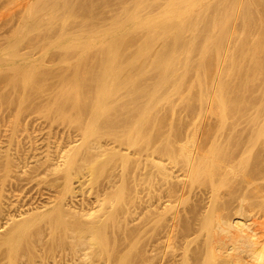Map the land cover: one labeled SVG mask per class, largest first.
Masks as SVG:
<instances>
[{"label": "bare ground", "instance_id": "obj_1", "mask_svg": "<svg viewBox=\"0 0 264 264\" xmlns=\"http://www.w3.org/2000/svg\"><path fill=\"white\" fill-rule=\"evenodd\" d=\"M127 1L129 0H0V88L1 86H6V90H8V88L11 89L10 94L6 97H17V103L21 105V108L18 104L17 107L23 111L20 113L21 110H19L20 114H23L24 111L27 110V99L29 102H32V104L34 103V100L31 98L30 101L29 97H41L42 103H46L50 97H54L53 99H50L52 103L49 101L51 105L46 108L48 115L50 113L49 111L53 110L58 113V118L61 114L64 117L69 115L70 117L68 116L67 118L74 119L72 115L75 113L76 116L74 121H76V123H74L72 119L71 122L73 121L72 123L77 126H73V128L76 127L74 128L75 130L77 127H80L83 135L80 137L82 139L81 143L76 139L79 137L75 136V140H71L66 144L64 143L65 145H63V147L59 141H57V143L60 145L56 146V141L53 140L54 146L57 147H53L56 148L55 154L48 151L50 146L47 150L44 149V147L43 151L38 152L40 148L37 150L36 147L34 150L35 145L34 147L30 145L31 148L33 147V150L29 148L30 152L28 151L29 153L27 152L26 155L25 150L27 147L24 146L23 148L25 149L23 151L20 150L19 152V148L17 147L16 149L13 145L16 149L15 152L11 153L10 151L12 150L9 147L10 151L7 150L9 151L8 154L4 153L6 149L2 148V150L4 149V155H0V166L3 170V180L1 184V188H3L2 191L6 188L5 184L7 180L11 183L9 180L12 179L11 177L21 179V177L25 176L27 178L26 180H28L29 172H31L29 171L30 169H28V166L30 165H28V161L30 162L31 160H35L33 162L35 166L32 165L34 169L31 170L34 172L32 175L34 176L35 174L36 177L38 176L37 174H39V168L47 163L61 165L62 168L60 171H63L64 173L65 185L62 189L63 191L60 195V199L57 201H55L57 196L56 198H53L52 196L48 197L51 195L50 193V195L47 194L48 198L45 195L43 196L46 197L45 201H40L36 204V201H29L30 203L27 204L24 203L26 202V199L30 198L27 194L26 196L28 198L25 199L23 197V200H25L20 203L18 202V199L15 200L13 198V196H16L15 194H11V197L10 193H5L7 195L3 192L1 193L0 264H2L1 260L2 262H6L3 264H36V261L38 260L36 259L38 253V249L36 250L35 246L36 242H41L46 237V234L44 233V229L46 228L43 230L38 228L40 226L39 224L47 217L48 219H45L47 222H44L42 225L44 227L45 224L49 223V226L45 225L49 228V230L48 228L46 229L49 231H47V233H50V237L54 240L57 238V232H63L61 236L63 239H59L61 237L58 236L60 242H57V244L55 241L53 242L56 244L55 248H53L51 242L49 249L48 247L46 248L45 245L44 248L48 249L52 254L58 250L67 253L71 252V258H67V264H77V259L81 258H78L75 254L78 255L79 253L84 256L81 257L85 260L92 258V262H95L98 259L97 264L99 258H102V254L105 253V256L109 254L108 252L112 249L111 246L108 251L109 239H111L110 236L112 235H110V230L112 231V229H109V227L110 223L114 221V217L119 213V208L117 206L120 204V199L119 202H115L114 198H112L114 193L111 191V188L114 187V184L110 180V182H108L109 184L104 186L102 199H99V193L95 196L94 202H91L90 199L85 202V197L80 198V202H76L78 200H75L76 197L80 195L78 190L76 191V188L80 185L81 180L78 178L73 180V173L75 172L72 173V171H78V167L77 169H73V167L75 168L76 166H79L77 165V160L80 157L83 158L85 156L87 159L97 158L94 157L95 155H92L93 153L88 155L85 154V152H90V149L92 151V147H94L93 142L97 136H94L95 131H101L100 135L98 134L97 136L98 138L99 136L104 135L102 130H105H98V128L97 131L96 128L99 126L93 129L94 126L92 127V125L91 127L89 125V128H83V123L88 121L91 124H94L95 121L99 120L101 117L104 118L107 115L108 118L109 114L111 115L112 113H115L117 116L116 118L119 119V122L122 125L130 123L129 126H131L133 123L134 126V124H136L138 127L135 134L137 133V135L140 136V134L144 132L142 135L145 136L147 132L146 127L151 124L150 121H152L150 120L152 109L157 107L149 101L146 102L145 99L150 98L148 100H151L156 97H174L173 94L175 93L179 94V97H199L201 101H207L208 105L204 106H209L208 109H210L211 113H214L216 117L213 114L210 115V112L208 116H214L213 118H217V121H214L210 117L208 120V116L206 115L207 118L205 117V120H201L196 126L192 124L194 127L186 131H180L176 128L171 130L168 135L164 131L162 133L159 131V135H157L158 132H156V136H154L153 133V135L151 134L152 142L149 141V143H152V147L145 148L146 146H143L147 150L152 148V150H150V152L152 151V154L150 152L144 154L147 155V158L146 156L145 158L149 165L147 169H145V165L142 162L144 165V168L142 169H145L144 171L146 175L152 174V193L159 200L166 198L165 205H167V210L170 212L168 220L165 215L152 222V227H155L157 224L164 227L163 236L165 237V240H163L164 242L160 241L158 238L154 241L153 245L157 247V250L152 247V251L155 252V254H152V264H208L206 261L201 260L200 253H198L200 251L198 249L193 250L190 244L192 237L205 230L211 231L212 243L210 251L212 258L221 264H264V225L261 227L258 226L257 220L250 216L256 207L254 206L256 203H254V198H263L262 203L264 204V184L258 186L256 181L259 178L255 180V183H252L253 175L255 177L261 176V178L263 177L262 179H264V117L262 118L261 116H258V113H261L263 114L262 116H264V109L260 110V108H264V106H262L263 103L260 104V98L258 99L255 97L256 93L259 94L258 91L255 93V81L257 79L256 76L259 73L256 72L255 65L259 67L260 64V61L258 62L256 57L258 50L257 42L259 38L258 40L256 39L257 34L259 37L261 36L259 33L264 32V0L230 1L231 6H229L231 7V10H229L230 8L227 6L229 0L227 1L228 4H226V0H218L219 2L217 3H215L216 0H131V3L129 1L130 4H127ZM113 2H116V4ZM113 5L115 6L114 8H112ZM222 6L229 12H224ZM227 7L228 9H226ZM112 12L113 14H111ZM221 12L222 14L219 16ZM223 12L225 13L224 16ZM226 13H230L229 16L228 14L226 15ZM209 15L213 16V23H211L210 27L212 30L226 28L225 26H228L227 22L230 26V20H232V34L226 40L227 47L223 46L227 36L222 33H226L228 27L227 31L226 29H223L225 32L221 30V32H223L217 33V36L212 37V39L208 37L211 29L209 30L205 24H208L209 26L207 20L210 17ZM230 17L232 19H230ZM227 18L230 20L228 21ZM10 23L11 26L9 29L12 30L14 28L13 30L15 33H12L13 31L8 29V24ZM15 24L16 26H19H17L18 28H16V30V26L11 28ZM202 28L206 29L208 35L206 32H201L203 31ZM186 31H189L191 36L186 35ZM200 32L201 34H206L205 36L208 37H203L205 42L203 43L202 41L204 40H202V44H200L201 42L199 43ZM11 33L14 36L11 35ZM5 34H9V36H5ZM214 35L216 34L214 33ZM11 36H13V38H11ZM30 36L33 37L30 38ZM7 37H9V41L5 40ZM260 41H264L263 38ZM205 46H208V48ZM259 46H261L260 43ZM130 48H134L136 54L135 58L128 56L129 54L127 55L126 52H129L127 50ZM59 50L60 52L63 51V55L64 53H66V55L68 53H77V56H79L80 59L77 63L75 62V66L72 65L74 68L70 67L68 70V72H72L75 69L76 72L73 71L68 75L64 74L58 79L56 72L57 65L55 67V64L59 62V58L61 57H58L57 54ZM92 50H95V52H92ZM261 50L262 49L258 50V52L260 51L258 57L261 55ZM88 51H91V55L94 53L93 55L98 58L96 59L94 57L95 59L93 60L92 56H89L91 58L88 59L85 55ZM100 51L102 52L101 57L96 55V53H100ZM196 51H198V53ZM194 52H196L198 56H200L199 53H201L200 58L196 56V59L193 56ZM209 52L212 54L208 55L211 58L206 56ZM202 53L204 54L202 55ZM182 54H184V58H182ZM63 55V62L66 63L67 66L71 65V59L74 56L72 58L70 57L73 54L66 58H64L66 55L64 57ZM213 56L215 59L213 58L212 60ZM75 57L74 60H76ZM85 58L89 60L88 65L90 62L92 63L99 59V63H96L98 64L97 68L99 67L100 71L98 72L97 68L95 69V62V65L91 64L93 66L91 67V70L81 69L80 67L87 64ZM82 60H85V62L82 63ZM49 63L50 65H48ZM262 64L263 63H261V65ZM67 66H63L62 68L67 69ZM44 67H47L46 73L42 71ZM59 68L61 67H58V69ZM262 68L264 69V66H262ZM262 68H260V70ZM257 71H259V69ZM259 75H261V73H259ZM34 77H37L38 80ZM192 78L194 79L192 80ZM39 81H41L40 84L36 86L34 83H39ZM19 82L20 86L22 85L20 89V86L16 87V84ZM60 83H62V87L61 85L59 87ZM33 85H35V87ZM251 88H255V91H253L254 89L252 90L253 93H250L252 92L250 91ZM259 88L257 89L260 90ZM262 89L264 88L262 87ZM259 92L262 94L264 93L261 91ZM45 93L47 94L45 95L46 97L44 96ZM259 96L262 95L260 94ZM43 97L47 98V100H44ZM4 98L0 97V103L5 100ZM158 98L154 102L151 100V102H156L157 104V100L161 101V99ZM167 98L165 100L169 101V98ZM208 99L212 100V104ZM7 100H9V98L4 102L7 103ZM37 100L40 101V99H35V101ZM88 100H91V102ZM162 101L164 102L163 98ZM49 102L47 103L49 104ZM5 103H2V105H5ZM37 103L39 105L41 104V102ZM47 103L45 105H48ZM8 104L10 103L8 102ZM32 104L30 103L31 106L28 107L31 110L32 108L34 109L35 106V103L33 107ZM38 104L36 106L37 110L42 106L40 105L39 107ZM170 104V106H172V102ZM174 104L175 103H173V105ZM248 105L251 109L252 107L254 108L253 112H250L251 115L257 112L256 115H252L253 118L250 116L251 123L249 122L250 124L248 125V128H243L245 125L242 126L243 123L240 125L241 121H230V118H238L240 116L238 115L239 113H244L245 108ZM158 106L163 107L162 104ZM186 106L188 107L187 104L184 107ZM172 107L175 108V105ZM11 108L6 109L9 112V109ZM188 108H190V106ZM160 109L161 108H159V110ZM173 109H170V111L172 110L173 112ZM68 110H70L69 112L71 114H67ZM246 110H248V108ZM29 111L26 113L30 114ZM53 111L51 114L53 113L54 116L55 113ZM4 112L6 113V111ZM153 112L155 114L157 108L155 111L153 110ZM244 114L246 116V113ZM244 114L242 115L243 118H245ZM2 115L3 114L0 113L1 117ZM48 115L47 117L50 118L51 115ZM3 116H5V114ZM22 116H24V114ZM22 116L20 118H22ZM56 116L57 115H55L54 118H57ZM62 116L60 119L64 118ZM113 116L115 115L113 114ZM102 118L101 120L103 121H101V123H104L106 117L104 119ZM116 118H113L112 120L114 121ZM15 120L20 122L19 118ZM67 120L70 121L69 119ZM18 121L15 124H11L16 125L18 124ZM108 121L110 120L108 119ZM108 121L105 123L107 124ZM97 123L95 124L97 125ZM115 123L120 126L118 122ZM156 123H158V121ZM162 123L163 122H161V124ZM111 124H113V122H111ZM114 124L113 126L117 128ZM244 124L246 123L244 122ZM4 125H6V123ZM22 125H25V122ZM70 125L72 126V124ZM122 125L119 128H122ZM153 125L154 124H152V126ZM108 126H110V124ZM129 126L124 127L129 129ZM152 126L150 125V127ZM160 126L162 127V125ZM175 127L177 126L175 125ZM1 128L3 129L4 126ZM19 128L21 129V127L18 126V129ZM39 128L41 129V127ZM179 128H181V126ZM4 129L2 130V133L4 132ZM18 129L16 128L13 132H11L12 129H9L12 133L11 135L15 136L16 134L21 133L20 129ZM27 129L28 134L33 133H29L32 130L29 131V128ZM128 129L127 132L124 129V133L123 131L119 132L117 129L112 130L110 127L111 132L105 130V133L107 132L111 134L112 138L114 136L115 140L117 138L121 140L122 137L126 138V134L129 133ZM132 129L133 128H131V132ZM147 129L149 128L147 127ZM151 130L154 129L151 128ZM23 131L24 130H22V133ZM49 132L48 129V133ZM131 132L129 133L130 136L127 137L129 142L127 139L128 143H122L119 141V146L124 144V148L126 144L127 147L125 148L128 149L132 144H136L138 139L136 138L137 135L135 136V134H133L134 136H132ZM6 133L8 132L6 131ZM35 133L37 134V132ZM40 133L44 132H41L40 130L39 136L37 135L38 137L42 135ZM54 133H51L53 135H50L51 137L53 136L52 138H54ZM164 133L167 136H165ZM142 135L141 137L143 138ZM162 135L165 136L166 139H164V141L166 140V142H163ZM16 136L18 137V135ZM92 136H94V141H91ZM148 136H150L149 133L147 137ZM10 137L7 139L10 140ZM35 138L36 137L34 136L33 139ZM18 139L19 142H22L20 140H23L20 137H18ZM98 139H102V137ZM26 140L29 139L26 138ZM44 140L46 141V139ZM112 140L113 139L110 141H115ZM41 141L39 142L40 144L42 143ZM75 141H78L79 143L75 144ZM32 142L34 141H31V144ZM36 142L35 144L38 146V143ZM98 142L100 141H95V143H97L96 145H98ZM111 142L110 144L108 143V145L111 146L113 144H111ZM161 142L163 143L162 145H160ZM261 142L262 144L259 146H262L260 147L262 149L259 150V148H257L256 151L255 149L257 145ZM25 143H27V141H25ZM157 143H159V145ZM29 144L27 146H29ZM5 145L2 144L1 146ZM45 145L47 147V143H45ZM141 146L142 145H139V147ZM112 147L114 148L115 146H111L110 148L112 149ZM105 148L107 147H104V149ZM110 148L108 146L107 149L109 150ZM118 148L122 155L119 154L117 156L118 153L116 155L114 153V155L118 158L121 155L122 160H125V165L123 164L125 170L130 161L134 160L136 163L135 159L129 158L128 152H124L125 149L122 151L120 147ZM50 149H52V147ZM117 149L115 148V150ZM134 149L135 152L136 147H134ZM44 150H46V152H44ZM21 151L24 153L22 154ZM93 151L96 152V150ZM142 151L143 150H140V152ZM109 153L107 152V154ZM130 153L133 155V152ZM43 154H45V156H43ZM82 154L84 156H82ZM52 161L55 162L52 163ZM91 163L95 164L94 160ZM88 164H90V161ZM130 164L131 163H129V165ZM32 166L29 168H32ZM87 166L89 167V165ZM18 168H21L20 172H17ZM93 170L94 167L92 166V171ZM97 170L98 169H96L95 173ZM134 170H137V168ZM16 173L19 175H16ZM20 173H23V176L20 175ZM123 173H125V171ZM16 179L13 178L12 180L16 181ZM33 180H36V178ZM41 181H36V184L38 185ZM260 182L262 183V180H259V183ZM16 184H13V186ZM59 184L61 186V182ZM55 185H58V183ZM254 185H256V187L250 188ZM49 187L53 188V186ZM18 194L17 197L20 196H18ZM123 194V197H125L124 191ZM38 196L40 197V195ZM167 202L168 204H166ZM94 203L97 204L96 208L98 211V214L95 215L90 212L93 207L86 209L87 206H92ZM234 203H237L236 206ZM76 204L85 214L79 215L80 217H83L82 219L76 218L77 215H75V220H79L78 223L69 221V219L66 220V217L62 214V211L69 212L70 214L71 210H68L73 208ZM79 205L81 207H79ZM256 205L258 206V203H256ZM126 207L127 206H125V209H127ZM74 208L76 207L74 206ZM50 212L57 213L56 215L58 217L54 218L53 215L49 214ZM72 214L74 215V213H71V216H73ZM113 214L116 215L113 216ZM126 214L128 213L125 212L124 216L121 218L116 216L118 219L120 218L118 221L121 226L118 227L119 230L121 229V232L123 230L122 240L130 238V235H132L127 232L130 229V227H128V221L131 216ZM68 216L71 218L70 215ZM87 216H89V218H87ZM36 228L38 231H34ZM153 234L154 232H152V235ZM114 235L117 234H113V237ZM67 238L70 240L68 241ZM116 238L114 240H116ZM177 238L180 239L178 242L176 241ZM65 239L68 242L64 241ZM48 243L47 240V244ZM110 243L112 245V242ZM115 244L117 246V243ZM68 247L70 251H68ZM48 250H46L45 254L42 252V255H46ZM111 252H113V250ZM115 252L116 251H114V253ZM120 255H118V257ZM61 257H63V255H61ZM109 257L110 256H108V260H110ZM118 257L117 260L119 259ZM127 257H129V255H127L126 258ZM23 258H26V262ZM140 258H143V256ZM115 259L116 258L113 259V262H116L114 261ZM43 260L44 259L42 258L40 261L42 262ZM127 261L130 260L127 259ZM56 262H58L57 259L54 261V264H56ZM128 263L130 264V262Z\"/></svg>", "mask_w": 264, "mask_h": 264}, {"label": "rangeland", "instance_id": "obj_2", "mask_svg": "<svg viewBox=\"0 0 264 264\" xmlns=\"http://www.w3.org/2000/svg\"><path fill=\"white\" fill-rule=\"evenodd\" d=\"M130 1V3H131V0H129ZM129 1H127V4L129 3ZM133 1V0H132ZM220 1V0H219ZM218 0H216L215 1V3H217V2H219ZM221 1H224V0H221ZM228 0H226V2H227ZM230 1H232V2H234L235 0H229V4H228V2L226 3V4H228L227 6H229L230 5ZM114 4H116V2H113ZM129 3V4H130ZM118 6V5H117ZM231 6V5H230ZM229 6V10H231V7ZM115 6L113 5L112 6V8H114ZM226 7V6H225ZM222 8H223V6H222ZM224 9V12L225 11H228V10H225V8H223ZM226 9H228V7L226 8ZM223 12V16H224V13ZM229 12V11H228ZM111 14H113V12L111 13ZM221 14H222V12L219 14V16H221ZM228 14V16H229V14L230 13H226V15ZM210 16V17H209ZM208 17H209V19H207L208 20V22H209V26H208V24H205V26H207L208 28H209V30L211 31V32H209L210 34L208 35V33L206 32V29L205 28H207V27H205V26H203V27H205V28H202L203 29V31H201V32H206V34L208 35V37H210L211 39H212V37H215V36H217V33H222L224 30L223 29H226V31H227V27H228V31L226 32V33H222L223 35H225V36H227V38H225V44L223 43V46H225V47H227V42H226V40L231 36V34H232V20H230V19H232L231 17H230V19H228L227 18V20L229 21L230 20V26H229V23L227 22V25L228 26H225L226 28H222V29H213L212 30V28H210L211 27V23H213L212 22V15H209ZM222 16V17H223ZM211 19V20H210ZM224 21V20H223ZM18 22V21H17ZM221 22V21H220ZM225 22H226V19H225ZM224 22V23H225ZM19 23V22H18ZM13 24H14V22H13ZM12 24V25H13ZM226 24V23H225ZM224 24V25H225ZM10 26H11V23L10 24H8V29L10 28ZM16 26V24L14 25V26H12L11 28H13V27H15ZM18 26V25H17ZM15 27V30H16V28H18V27ZM229 27H230V29H229ZM207 28V29H208ZM14 29V28H13ZM11 30V29H9V30H11V31H13L12 33H15L14 32V30ZM205 30V31H204ZM208 30V31H209ZM221 30H223L222 32H221ZM216 31V32H215ZM218 31V32H217ZM201 32H200V34H201ZM225 32V31H224ZM10 33V32H9ZM11 33V35H13ZM188 33V34H187ZM190 32L189 31H186V35H188V36H191L190 34H189ZM204 33H202L199 37V43L202 41V40H204V41H202L203 43L205 42V39L203 38L206 34H204ZM214 33L216 34V35H214ZM259 33V32H258ZM261 34V36H259L258 37V34H257V39L256 40H258V38H259V40H258V42L260 43V45L261 46H259V43L257 42V48H258V50L259 49H262L261 50V55H260V57L262 58H260V57H258V55L260 54L259 52H258V50H257V53H256V57H257V60H258V62L260 63L259 64V67H257L256 65H255V67H256V72L258 73H261V75H259V73L257 74V76H256V83H255V88H256V91H255V88H251L250 89V91H252L253 89V91H255V93L258 91V93L259 94H255L256 96L255 97H257L259 100H260V104H262V106H264V93L262 94V93H260L259 91H261V92H264V89H262V87L264 88V69L262 68V66H264L263 64H264V62H262V61H264V41H260V40H262V38H263V40H264V32H262V33H259V35ZM263 34V35H262ZM9 36V34H5V36ZM219 35V34H218ZM14 36V35H13ZM13 36H11V38H13ZM201 36H202V38H201ZM31 37H33V36H30V38ZM205 37H207V36H205ZM207 37V38H208ZM8 38V39H7ZM5 40H8L9 41V37H7ZM209 38V39H210ZM224 40V39H223ZM231 40V39H230ZM11 41H12V39H11ZM202 42L200 43V44H202ZM210 42V41H209ZM230 44V43H229ZM204 47V46H203ZM205 47H207L208 48V46H205ZM210 47V46H209ZM212 47H214V46H212ZM263 47V48H262ZM224 48V47H223ZM131 49H133L134 50V48H130L129 50H127V51H129V52H126L127 53V55L128 56H132V57H134L135 58V56H136V54H135V50L133 51V50H131ZM226 49V48H225ZM224 49V50H225ZM133 51L134 52V54H133V52H131V51ZM95 52V50H92V52ZM96 51H98V50H96ZM90 52V53H89ZM197 53H198V51H196ZM196 52H194L193 53V56L196 58V56L197 57H199L200 58V56H201V53H199L200 54V56H198V54L196 53ZM201 52V51H200ZM204 52V51H203ZM211 52V51H210ZM210 52L206 55V56H208V55H212V54H210ZM63 55V51H61L60 52V50L57 52V54H58V57H60L59 58V62L61 63H59L58 61V63L57 64H55V67H56V65H57V69H56V72H57V76H58V79H59V77L60 76H62V75H64V74H71L73 71H75L76 72V70L74 69H72L73 71L72 72H68V70L70 69V67L71 68H74V67H72V65L73 66H75V62L77 63L78 62V60L80 59L79 58V56H77V53L76 54H74V53H68L67 55H66V53H64V55H63V57L64 58H66V57H70V55L71 54H73L70 58H72L73 56L75 57V55H76V57H75V59L76 60H74V57L71 59V65H68L67 66V64L66 63H64L63 62V59H62V55ZM101 51H100V53H96V55L97 56H100L101 57ZM126 53H125V56H126ZM60 54V55H59ZM94 53H92V55H91V51H88L85 55H86V57L89 59V58H91V57H89V56H92V59L94 60L95 58L97 59L98 57H96V56H94L93 55ZM99 54V55H98ZM133 54V55H132ZM204 53H202V55H203ZM84 55V56H85ZM263 55V56H262ZM182 56V58H184V54H182L181 55ZM205 56V57H206ZM95 57V58H94ZM204 57V58H205ZM209 57V56H208ZM194 58V59H195ZM199 58H198V60H199ZM209 58H211V57H209ZM213 58H214V56L212 57V60H213ZM261 60H260V59ZM82 59H84V58H82ZM88 59H86L85 58V60L87 61L86 63L87 64H85L83 67H80L81 69H83V70H91L92 68L91 67H93L92 65H95V63L97 62V63H99L98 61H99V59L98 60H96V61H94V62H90V64L88 65ZM197 59V58H196ZM215 59V58H214ZM85 60H82V63L83 62H85ZM91 60V59H90ZM196 62H197V60H196ZM210 62H211V59H210ZM214 62V61H213ZM96 63V65H95V69L97 68V66H98V64ZM226 63H228V62H226ZM261 63H263L262 65H261ZM37 64V63H36ZM63 64V65H62ZM65 64V65H64ZM92 64V65H91ZM48 65H50V63L48 64ZM62 65V66H61ZM83 65V64H82ZM90 67H88V66ZM63 66H67V69L66 68H62ZM261 66V67H260ZM58 67H61V68H59L58 69ZM86 67V68H85ZM260 68H262L261 70H260ZM64 69V70H63ZM76 69H78V68H76ZM259 69V71H257ZM79 70V69H78ZM44 73H46L47 72V67L45 68L44 67V69L42 70ZM71 71V70H70ZM97 71L99 72L100 71V69H99V67L97 68ZM260 76V77H259ZM35 78V77H34ZM261 78V79H260ZM36 80H38L37 79V77L35 78ZM189 79L191 80V78L189 77ZM194 78H192V80H193ZM259 79V80H258ZM39 80H40V78H39ZM258 80V81H257ZM40 82L41 81H39V83L37 84V83H34L36 86L37 85H39L40 84ZM262 82H263V84H262ZM59 83V82H58ZM259 83V84H258ZM35 85H33L34 87H35ZM60 85H61V87L63 86L62 85V83H60L59 84V87H60ZM254 85V84H253ZM261 85V86H260ZM18 86H20V82L19 83H17L16 84V87H18ZM22 87V85L19 87V89ZM67 87V86H66ZM251 87V86H250ZM260 87V88H259ZM257 88H259L260 90H258ZM7 89V87L6 86H1V88H0V97L1 98H4L5 100V102H6V99H8L9 98V100H7V103H5L4 101L3 102H1L0 103V110H1V114H5V116H3L2 115V117L0 116V118H1V120H0V150H1V152H0V155H4V153H6V154H8V152L10 151V149L12 150V151H10L11 153L13 152H15V150L17 149V147L19 148L18 150H19V152H20V150H24L25 148H23V146L24 147H27L26 148V152H25V155H26V153L29 151L30 152V149L31 150H33V147H34V145H35V147H34V150L36 149V147H37V150H38V148H40L39 150H38V152L39 151H43V148L44 149H48V147L50 146V148L52 147V149H48V151H50V152H52V153H56V146H58V145H60V144H62V147H63V145H65L66 143H69V141H71V140H75V136L76 137H81V136H83L82 135V129H80V127H77V129H75L74 130V128H76V127H74L73 128V126H77L76 124H74V123H76V121H74V119H75V111L72 113L73 115V118L74 119H72V118H67L69 115H67V114H71L69 111L70 110H68V112H67V114H65V115H67V117L65 116H62L61 114V116L62 117H64L63 119H60V115H59V118H58V113H56V111H53L55 114H54V116H53V113L51 114V112L52 111H49L50 113H49V115H48V112H46L47 111V106H50L51 104H50V102H51V98L53 99L54 97H48L49 99H48V101H46V103L47 102H49V104L48 105H45L46 103H42V98L41 97H29V100L31 101V98L34 100H32L34 103H35V106H34V103L32 104V102H29L28 101V99H27V105H28V107L29 106H31L30 105V103L32 104V107L34 106V109L32 108V110L31 109H29L28 107H26V111H24V116H22L23 114H20V113H22L23 111L20 109L21 108V105H19L17 102H18V99H17V97H6L8 94H10V91H11V89L10 88H8V90H6ZM253 91L252 92H250V93H253ZM7 93V94H6ZM47 93V92H46ZM44 94V96L45 95H47V94ZM262 95V96H259V95ZM72 95H73V93H72ZM71 95V96H72ZM174 95V97L172 96V97H168L169 98V101H166L165 99L167 98H165V97H162L163 98V100H164V102L162 101V98L161 97H156L155 99H151V100H153L152 102H154V101H156V99L158 98V99H161V101L159 100H157V104L158 105H161L162 104V106L163 107H161V106H158L157 104H156V102L155 103H152L151 102V100H148V99H150V98H146L145 100H146V102H150L151 104H154V106L156 105L157 107H153L154 109H152V113H151V117H150V120H152V121H150V123L151 124H147L146 126L149 128V129H147V127H146V130H147V132L149 133V135L150 136H148L147 137V135H148V133L146 132V134H145V136L144 135H142V133H144V132H142L141 134H140V136L139 135H137V133L135 134V131L137 130V127L138 126H136V124H134V126H133V123L131 124V126H129L130 125V123H128L127 125H125V124H121L120 122H119V119H117L116 117V114L115 113H112L110 116L108 115V118H107V115L104 117V118H102V119H104L105 120V122L106 121H108V119L111 121V122H113V124L115 123V122H118V124L120 125V126H118V125H116V123L114 124V125H116L117 126V128L115 127V126H113V124H111V122L110 121H108L107 122V124L104 122H102L103 123V125H102V123H101V121H103V120H101V118L99 119V120H97L98 121V123H97V121H95V123H97V125L94 123V124H91L90 122H88V121H85L84 123H83V128H89V125H90V127H91V125H92V127H93V129H95L97 126H99V127H97L96 128V130L98 129V130H102V129H105V130H108L107 132H111V130H110V127H111V129L112 130H115V129H117L119 132H124L125 133V131H124V129L126 130V132H127V129L128 128H125L126 126L128 127H130L129 129H128V131H129V133L131 132V128H133L132 129V136H134L133 134H135V136H136V138H138L137 139V142H139V143H137L136 142V144L134 145V144H132V146L130 147V148H128V149H126L125 147H127L126 146V144H125V147L123 148V146H124V144L123 145H121L122 146V148H121V146H119V141L120 142H122V143H128L129 142V140L127 139V137L128 136H130V134L129 133H127L126 134V138L124 137H122L121 138V140H119V138H117L116 140L114 139V136H113V138H112V136H111V134H109V133H105V130H102V133L104 132V135H102V136H99L98 138H100V137H102V139H98L97 138V136H98V134L100 135V133H101V131H98V132H96L95 131V135L94 136H96V138L94 139L95 141H100V142H98V145H103V146H98V145H96L97 143H95V141L93 140V137L94 136H92L91 137V141L93 140L94 142V145L93 144H91V145H93L94 147H92V151L93 150H96V152L95 151H91V149H90V152H88V151H86L85 152V154H88V155H90V154H92V155H95L94 157H97V158H88L87 159V157H85L83 154H84V150H83V154H82V156H84L83 158L82 157H80L79 159H80V161H79V159L77 160L78 161V163H77V165H79V166H81V167H79V166H76L75 168L73 167V169H77V167H78V171H79V173H78V171H76V170H74V171H72V173L73 172H75V173H73V180L75 179L76 180V178H78V179H80L81 180V182H80V185L76 188V191L78 190V192L80 193V195H78L77 197H76V199L75 200H78V201H76V202H80V198H82V197H85L86 198V200H85V202L86 201H89V199H90V201L91 202H94V198H95V196L97 195V194H99L100 193V195H99V199H102L103 198V189H104V186L105 185H108L109 183L108 182H110V180H111V182L114 184V189L113 188H111V191L114 193L113 194V196H112V198H114V200H115V202H119V199H120V204H119V206H117L118 208H119V213H122V214H113V216H118V217H122V216H124V214H125V212L126 213H128L129 214V216H131L130 217V219H129V221H128V227H130V229L127 231V232H129L130 234H132V235H130V238H128V239H126V240H122L121 238H122V232H123V230H122V232L119 230V227L118 226H121V224L119 223V221L118 220H120V218L118 219V217H114V221H112L111 223H110V227H109V229H112V231L110 230V237H111V239H109L110 240V242H112V245H111V243L109 242V246H108V251L110 250V248H111V246H112V249L108 252L109 254H107L106 256H105V253L104 254H102L101 256H102V258H99V261H98V264H129L128 262H130V264L132 263V264H152V254H155V252H153L152 251V247L153 248H155L156 250H157V247H155L153 244H154V241L158 238V239H160V241H162V242H164L163 240H165V237L163 236L164 235V227L163 226H160L159 224H157L155 227H152V222L154 221V220H158V219H160V218H162L163 216H167V220H168V216L170 215V212L167 210L168 209V207H167V205H165V201H166V198L165 199H161V200H159L158 198H156L154 195H153V193H152V174H150V175H146L145 174V169H147V167H148V165L149 164H147V155H144L145 153L147 154L148 152H150V150H152V148H150V149H145V148H148V147H152V143H149V141H151L152 142V135H153V133H154V136H156V132H158V134L157 135H159V131H161L160 133H162L163 131L168 135L169 133H170V131L171 130H174V129H176V128H178V130H180V131H186V130H188V129H190V128H193L194 126H196L201 120H205V117H206V115L208 116L209 115V112H210V115L211 114H213L215 117H216V115L214 114V113H211V111H210V109H208L209 108V106H204V105H208L207 103V101L205 102V100H200V98L199 97H189V98H185V97H179V94H173ZM176 95V96H175ZM46 97V96H45ZM73 97H74V95H73ZM252 97V96H251ZM19 98V97H18ZM23 98V97H22ZM26 98V97H25ZM40 99V101H35V99ZM56 98V97H55ZM167 98V99H168ZM199 98V99H198ZM17 99V100H16ZM21 99V98H20ZM43 99L44 100H47V98H44L43 97ZM171 99V100H170ZM194 99V100H193ZM1 100V99H0ZM43 100V101H44ZM92 100V99H91ZM91 100L89 101V102H91ZM208 100H210V103L212 104V100L211 99H208ZM12 101V102H11ZM14 101V102H13ZM53 101V100H52ZM263 101V102H262ZM8 102L10 103V104H8ZM37 102H41V104L40 105H42L41 107H40V105L37 103ZM143 102H145V101H143ZM159 102H161V103H159ZM172 102V106H174L175 105V108L174 107H172V106H170L171 103ZM2 103L4 104L5 103V105H2ZM52 103V102H51ZM173 103H175L174 105H173ZM206 103V104H205ZM210 103H209V105H210ZM8 104V105H7ZM17 104H18V106H20V108L19 107H17ZM37 104H38V106L40 107H38L39 109V111L37 110V108H36V106H37ZM163 104H165V105H163ZM177 104V105H176ZM188 105V107L190 106V108H188L187 106L186 107H184L185 105ZM192 106H191V105ZM2 105V106H1ZM10 105V106H9ZM44 105V106H43ZM170 106V108H169V106ZM4 106H5V108H4ZM11 106H12V108H11ZM165 106H167V107H165ZM202 106V107H201ZM44 107V108H43ZM161 108L160 110H159V108ZM165 107V108H164ZM184 107V108H183ZM205 107V108H204ZM8 108H11V109H9V112L7 111V109ZM13 108H15L16 109V111H15V109H13ZM49 108V107H48ZM68 108V107H67ZM156 108H157V112L154 114V112H153V110L155 111L156 110ZM169 109V110H167V109ZM174 108V109H173ZM186 108V109H185ZM187 108H188V110H187ZM193 108V109H192ZM248 108V110H246ZM36 109V110H35ZM46 109V110H45ZM69 109V108H68ZM170 109H173V112H172V110L170 111ZM263 110L264 108L262 107V108H260V110ZM6 111V113L4 112V111ZM12 110V111H11ZM17 110H18V112H17ZM19 110H21V112L19 113ZM30 110V111H29ZM159 110V111H158ZM175 110V111H174ZM190 110V111H189ZM204 110V111H203ZM249 110H252V111H249ZM253 110H254V108L252 107V109H251V107H249V105L245 108V111H244V113H246V116H245V114L242 112V113H239L238 115H240L239 117L241 118H233V119H231L230 118V121L232 120H236V121H241L240 122V125H241V123H243L242 124V126L243 125H245V126H243V128H248L249 126V124L251 123V118H250V116L253 118V116L254 115H256V113L257 112H255V113H253L252 115L250 114V112H253ZM2 111H3V113H2ZM15 113H14V112ZM29 111V113L30 114H27L26 112H28ZM41 111V112H40ZM166 111V112H165ZM40 112V113H39ZM42 112H44V113H42ZM159 112V113H158ZM11 113V114H10ZM14 113V114H13ZM46 113H47V115L48 116H50L51 115V117L49 118V117H47V115H46ZM247 113H249V114H247ZM10 114V115H9ZM16 114V115H15ZM19 114H20V117L22 116V118H20L19 117ZM40 114V115H39ZM113 114L115 115V116H113ZM244 114V117L245 118H243V115ZM259 115L258 116H261L262 118L264 117V116H262L263 114H261V113H258ZM39 115V116H38ZM46 115V116H45ZM55 115H57L56 117L57 118H54L55 117ZM154 117H153V116ZM248 115V116H247ZM112 116H113V118H116L114 121L112 120L113 118H112ZM156 116V117H155ZM214 116H208V120L210 119V118H212L214 121H217V118H213ZM5 117V118H4ZM6 117H8V118H6ZM16 117V118H15ZM70 117V116H69ZM140 117V116H139ZM210 117V118H209ZM13 118H14V122H13ZM17 118H19V120H20V122L18 121V120H15V119H17ZM26 118V119H25ZM66 118V119H65ZM112 118V119H111ZM155 119V121H154V119ZM207 118V117H206ZM10 119V120H9ZM59 119V120H58ZM67 119H69L70 121H68ZM71 119L74 121V123H72L71 122ZM83 119L85 120V118L83 117ZM139 119H142V118H139ZM159 119V120H158ZM240 119V120H239ZM245 119H247V120H244ZM26 120V121H25ZM36 120V121H35ZM87 120V119H86ZM162 120V121H161ZM7 121V122H6ZM11 121V122H10ZM17 121H18V124H16V125H12L13 123L15 124V123H17ZM29 123H28V122ZM33 121V122H32ZM99 121H100V124H99ZM158 121V123H156ZM163 122L162 124H161V122ZM212 121V120H211ZM214 121H212V122H214ZM248 121V122H247ZM6 123V125H4L5 123ZM9 122V123H8ZM24 122H25V125H22V124H24ZM39 122V123H38ZM155 122V123H154ZM244 122L247 124H244ZM250 122V123H249ZM12 123V124H11ZM22 123V124H21ZM28 123V124H27ZM32 123V124H31ZM33 123H35V124H33ZM90 123V124H89ZM92 123H93V121H92ZM10 124V125H9ZM41 124V125H40ZM70 124H72V126L70 125ZM99 124V125H98ZM104 124H105V126H104ZM110 124V126H108ZM152 124H154L153 126H152ZM194 126H193V125ZM9 125V126H8ZM26 125H27V127H26ZM107 125V126H106ZM121 125H122V128H124V129H122V128H119V127H121ZM150 125L152 126V127H150ZM159 125V126H158ZM160 125H162V127L160 126ZM164 125V126H163ZM175 125L177 126V127H175ZM2 126H4V128L5 129H7V130H5L4 128V132L2 133ZM12 126H14V127H12ZM17 126V127H16ZM18 126L19 127H21V129L22 130H24L23 131V133H22V130L20 129V132L22 133H18V134H16V135H18V137H20L21 139H23V140H20V141H22V142H19V139H18V137L16 136H14V135H11L12 133L11 132H13V131H15V129L17 128L18 129ZM29 126V127H28ZM125 126V127H124ZM159 127V129H158V127ZM181 126V128H179ZM25 127V128H24ZM32 127H35V128H32ZM39 127H41V129L39 128ZM43 127V128H42ZM103 127H105V128H103ZM108 127V128H107ZM112 127H114V128H112ZM155 127V128H154ZM157 127V128H156ZM161 127V128H160ZM24 128V129H23ZM27 128H29V131H31V132H29V133H32V134H28V129ZM32 128V129H31ZM39 128V129H38ZM80 130H79V129ZM107 128V129H106ZM151 128H153L154 130H151ZM9 129H12V131L10 132V130ZM18 129V130H19ZM45 129V130H44ZM48 129H49V131L51 132V133H54V132H56V133H54L55 135H54V138H52L50 135H53V134H51L50 132L48 133ZM52 129V130H51ZM120 129H121V131H120ZM158 129V130H157ZM162 129V130H161ZM40 130H41V132H44V133H40V134H42L40 137H38L39 136V132H40ZM110 130V131H109ZM156 130V131H155ZM6 131L8 132V133H6ZM17 131V130H16ZM47 131V132H46ZM54 131V132H53ZM149 131H152V132H149ZM168 133H167V132ZM10 132V133H9ZM18 132V131H17ZM35 132H37V134L35 133ZM16 133V132H15ZM25 133V134H24ZM48 133V134H47ZM60 133V134H59ZM164 133V134H165ZM9 134H10V136H9ZM34 134V135H33ZM45 134V135H44ZM108 134V135H107ZM152 134V135H151ZM165 134V136H167ZM20 135V136H19ZM24 135V136H23ZM27 135V136H26ZM30 135V136H29ZM38 135V136H37ZM44 135V136H43ZM47 135H48V138H47ZM74 136V138H73V136ZM125 135V134H124ZM141 135L143 136V138L141 137ZM8 136V137H7ZM26 136V137H25ZM33 136V137H32ZM34 136L37 138H35V139H33L34 138ZM46 136V137H45ZM59 136V137H58ZM165 136L164 135H162V137H163V142H166V140L164 141V139H166L165 138ZM10 137V140L9 139H7V138H9ZM13 137H15L14 139H12ZM42 137V138H41ZM139 137H140V139L142 140V142H141V140L139 139ZM25 138V139H24ZM26 138L27 139H29V140H26ZM32 138V139H31ZM39 138V139H38ZM56 138V139H55ZM79 138H76L80 143H81V141H82V139L80 140ZM111 138V139H113V140H115L114 142H111L109 139ZM7 139V140H6ZM44 139H46V141L44 140ZM48 139V140H47ZM107 139V140H106ZM128 140V142H127V140ZM147 139H148V141H147ZM9 140V141H8ZM13 140H14V142H13ZM27 141V143L31 140V141H34V142H32V144H31V141L28 143L29 144V146L30 145H32L33 147L31 148V146L29 147V146H27L28 144L27 143H25V141ZM42 142L41 144L39 143L40 141ZM49 140H51V141H56V143H55V145L56 146H54V141L53 142H51V141H49ZM106 140V141H105ZM112 140V141H113ZM144 140V141H143ZM3 141V142H2ZM37 141V142H36ZM57 141H59L60 142V144L59 143H57ZM78 141H75L74 143L76 144H78L79 142ZM103 141H105V142H103ZM108 141V142H107ZM111 142V146H115L114 148L112 147V149L110 148L111 146L110 145H108V143L110 144V142ZM118 141V142H117ZM126 141V142H125ZM146 141H147V144H146ZM262 141V140H261ZM9 142V143H8ZM35 142L36 143H38L37 145L39 146H36V144H35ZM145 142V143H144ZM14 143V144H13ZM16 143V144H15ZM22 143H24V144H22ZM45 143H47V147H46V145H45ZM50 143V144H49ZM65 143V144H64ZM92 143V142H91ZM100 143V144H99ZM104 143V144H103ZM115 143V144H114ZM117 143V144H116ZM141 143H143V144H141ZM5 145V146H1V145ZM20 144V145H19ZM22 144V145H21ZM41 146H40V145ZM106 144V145H105ZM138 144V145H137ZM151 144V145H150ZM158 145H159V143H157ZM163 143L161 142L160 143V145H162ZM260 144H262V142L261 143H259L258 145H257V147H256V151H257V148H259V150H261L262 148H260V147H262V146H259ZM16 147V149H15V147ZM19 145V146H18ZM26 145V146H25ZM45 145V146H44ZM118 145V146H117ZM139 145H142L141 147H139ZM146 146L145 148L143 147V146ZM148 145V146H147ZM108 146H109V150L107 149L108 148ZM7 147V148H6ZM9 147H10V149H9ZM13 147H14V150H13ZM53 147H56V148H53ZM98 147V148H97ZM104 147H107V148H105L104 149ZM118 147H120V149L123 151L124 149V152H128V156H129V158H132V159H135L136 160V163H138V164H136L135 163V161L134 160H132V161H130L129 163H131L130 165H129V163H128V165L126 166L127 168H126V170H125V168H124V165H125V160L123 159L122 160V158H121V153L119 152V148ZM134 147H136V154H135V152H134ZM2 148H4V149H6V151L4 152V149L2 150ZM21 148V149H20ZM23 148V149H22ZM30 148V149H29ZM97 148V149H96ZM115 148L118 150H115ZM143 148V149H142ZM55 149V150H54ZM98 149H99V151H98ZM102 149H104V150H102ZM114 149V150H113ZM132 151H131V150ZM143 150L142 152H140V150ZM7 150H9V151H7ZM46 150H44V152H46ZM54 150V151H53ZM112 152H111V151ZM139 150V151H138ZM258 150V151H259ZM21 151V153L23 154L24 152H22ZM47 151V152H48ZM105 151V152H104ZM109 153V154H107V152ZM117 151V152H116ZM4 152V153H3ZM28 152V153H29ZM43 152V153H44ZM130 152H133V155H132V153H130ZM139 152V153H138ZM3 153V154H2ZM20 153V154H21ZM105 154V155H103V154ZM114 153H115V155L117 154V156L119 155V154H121L120 156H119V158L118 157H115V155H114ZM151 154H152V151L150 152ZM102 154V155H101ZM111 154V155H110ZM139 154V155H138ZM53 155V154H52ZM97 155V156H96ZM101 155V156H100ZM112 155H113V157H112ZM135 155V156H134ZM43 156H45V154H43ZM100 156V157H99ZM143 156V157H142ZM145 156H146V158H145ZM109 157V158H108ZM108 158V159H107ZM113 158V159H112ZM115 158V159H114ZM117 158V159H116ZM87 159V160H86ZM92 159V160H91ZM121 159V160H120ZM82 160V161H81ZM85 161V163H84V161ZM93 160H94V163L95 164H93V163H91V162H93ZM106 160V161H105ZM115 160V161H114ZM120 160V161H119ZM139 162H138V161ZM144 160V161H143ZM32 161V162H31ZM30 162L28 161V169H30L29 171H31V172H29V178H28V180H26L27 178L25 177V176H23V173H20V175H22L23 177H21V179H16V177H11L12 179L13 178H15L16 179V181H14V180H12V179H9L10 181H11V183L7 180L6 181V184H5V186H6V188L2 191V189L3 188H1V184H2V169H1V166H0V195H1V193L3 192L4 194L5 193H10V195L12 194V195H16V196H13V198L15 199V200H19L18 202H20V203H22V201L24 202V200L26 199V198H28V197H30V198H28V199H26L25 201L26 202H24V203H30V202H35V204L36 203H38V202H42V201H45V199H46V197L48 196L47 194H49L50 195V193H51V195L50 196H48V197H53V198H56V196H57V198L55 199V201H57L58 199H60V195H61V193H62V189L64 188V185H65V179H64V173H63V171H60V169L62 168V166L60 165H53V164H46V165H43V166H41L40 168H39V174H37L38 176V178L35 176V174H34V176L32 175L34 172H33V170H31V169H34V167L32 166V165H34L35 166V164L33 163L35 160H31ZM90 161V164H88V162ZM96 161V162H95ZM114 161V162H113ZM53 162H55V161H52V163ZM111 162V163H110ZM113 162V163H112ZM144 163V165H143V163ZM81 163H82V165H81ZM85 165H84V164ZM121 163V164H120ZM149 163V162H148ZM112 164V165H111ZM124 164V165H123ZM136 164V165H135ZM147 164V165H146ZM87 165H89V167L87 166ZM95 165H96V167H95ZM119 165V166H118ZM122 165V166H121ZM32 166V168H29V167H31ZM84 166H86V167H84ZM92 166L94 167V170L92 171ZM109 166V167H108ZM130 167V169H129V167ZM137 166V167H136ZM145 167V169H142V168H144ZM88 167V168H87ZM135 167V168H134ZM140 167H141V169H140ZM79 168H82V169H79ZM102 168V169H101ZM137 168V170H134V169H136ZM90 169H91V171H90ZM96 169H98L97 170V172L95 173V171H96ZM104 169V170H103ZM110 169V170H109ZM123 169V170H122ZM127 169H128V171H127ZM103 170V171H102ZM130 170H131V172H130ZM140 170V171H139ZM20 172L21 171V168L19 169H17V172ZM108 171V172H107ZM125 171V173H123ZM127 171V172H126ZM142 171V172H141ZM130 172V173H129ZM138 172H139V174H138ZM144 172V173H143ZM15 173V172H14ZM30 173H31V175H30ZM101 173H104V174H101ZM101 174V175H100ZM115 174V175H114ZM138 174V175H137ZM143 174H145V175H143ZM16 175H19V174H17L16 173ZM80 175V176H79ZM134 175V176H133ZM32 176V177H31ZM128 176V177H127ZM138 176V177H137ZM141 176V177H140ZM36 178V180H33L34 178ZM32 178V179H31ZM127 178V179H126ZM142 178V179H141ZM144 178H146V179H144ZM150 178V179H149ZM253 182L252 183H255V180H257L258 178V182L256 181V183L258 184V186L259 185H262V184H264V182H263V180L264 179H262L261 178V176L259 177V176H254L253 175ZM254 178H256V179H254ZM23 179V180H22ZM137 179V180H136ZM22 180V181H21ZM42 180V181H41ZM122 180H124V181H122ZM259 180H262V183L260 184L259 183ZM23 183H21V182ZM27 181V182H26ZM32 181V182H31ZM36 181H41V182H39L38 183V185L36 184L37 182ZM61 182V186H60V182ZM134 181V182H133ZM142 181V182H141ZM19 182V183H18ZM29 182H31V183H29ZM8 183V184H7ZM17 183V184H16ZM26 183V184H25ZM56 183H58V185H55ZM138 183V184H137ZM151 183V184H150ZM11 184V185H10ZM13 184H16L15 186H13ZM18 184H19V186H18ZM27 184H29V185H27ZM55 186H54V185ZM256 184V185H257ZM256 185H254V186H251L250 188H254V187H256ZM18 186V187H17ZM38 186V187H37ZM49 186H53V188L52 187H49ZM57 186V187H56ZM59 186V187H58ZM118 186V187H117ZM126 186V187H125ZM135 186V187H134ZM15 187H17V188H15ZM39 187H40V192H39ZM57 189H56V188ZM117 187V188H116ZM14 188V189H13ZM24 188V189H23ZM55 188V189H54ZM7 189H11V190H7ZM47 189V190H46ZM49 189H51V190H49ZM53 189V190H52ZM113 189V190H112ZM14 190V191H13ZM19 190V191H18ZM55 190V191H54ZM136 190V191H135ZM252 190V189H251ZM4 191H6V192H4ZM9 191V192H8ZM10 191H12V192H10ZM23 191V192H22ZM43 191V192H42ZM123 191H124V193H125V197H123L124 196V194H123ZM19 192H21V193H19ZM55 194H54V193ZM135 192V193H134ZM19 193V194H18ZM23 193H25V194H23ZM40 193V194H39ZM45 193V194H44ZM82 193V194H81ZM122 193V194H121ZM131 195H130V194ZM17 194H18V196L20 197V198H22V199H20L19 197H17ZM26 194H27V196H26ZM135 194V195H134ZM263 194V193H262ZM5 195H7V194H5ZM12 195H11V197H12ZM38 195H40V197L38 196ZM42 195V196H41ZM46 196V197H43V196ZM82 195V196H81ZM126 195H128V196H126ZM132 195H134V196H132ZM81 196V197H80ZM23 197L25 198L24 200H23ZM47 197V198H48ZM1 198H2V196H1ZM0 198V199H1ZM4 198V197H3ZM13 198H12V200H13ZM44 199V200H42V199ZM78 198V199H77ZM84 198V199H85ZM126 198H127V201H126ZM135 198V199H134ZM125 199V200H124ZM256 199H257V197H256ZM255 198L253 199L254 200V203L256 202V203H258V206L256 205V203H255V205L254 206H256L254 209L256 210V212H255V210H253V212L250 214V216L253 218V219H255V220H257V225L258 226H263L264 225V206H262V205H264L262 202H263V198L261 199V197L259 198L258 197V199H260V200H256ZM5 200V199H4ZM21 200V201H20ZM27 200H28V202H27ZM39 200V201H38ZM117 200V201H116ZM30 201V202H29ZM125 201V202H124ZM134 201V202H133ZM131 202V203H130ZM20 203H18V204H20ZM123 203V204H122ZM126 204V205H125ZM132 204V205H131ZM166 204H168V202L166 203ZM236 204L237 203H234V205L236 206ZM121 205V206H120ZM122 205H124V206H122ZM260 205V206H259ZM74 206L76 207V208H74ZM73 206V208H70L68 211H70V214H69V212H65V211H62V214H63V216H65L66 217V220H68L69 219V221H73V222H75V223H78L79 222V220L77 219V220H75L76 218H80V219H82L83 217H80L79 215H85L82 211V209H80V208H78V205L76 204V205H74ZM125 206H127L126 208L127 209H125ZM79 207H81L80 205H79ZM93 207V209L90 211L91 213H93L94 215L95 214H98V211H97V204L96 203H94L92 206H87V208L86 209H88V208H92ZM78 208V209H77ZM123 208V209H122ZM73 209V210H72ZM122 210H124V211H122ZM153 210V211H152ZM234 210V209H233ZM128 211V212H127ZM225 211H227V210H225ZM14 212V211H13ZM71 213H74V217L73 216H71ZM116 213V212H115ZM49 214H51V215H53V217L54 218H56V217H58L56 214L57 213H52V212H50ZM128 214H126V215H128ZM182 214V213H181ZM67 215V216H66ZM68 215H70L71 216V218L68 216ZM75 215H77V217L75 216ZM76 217V218H75ZM84 218H86V217H84ZM87 218H89V216H87ZM45 219H48V217L47 218H45ZM44 219V221L43 220H41V221H43L42 223H40L39 225V228L38 229H44V228H48V227H46L47 225L49 226V223L48 224H45L44 225V227L42 226L43 224H44V222H47L46 220ZM71 219V220H70ZM74 219V220H73ZM84 220V219H83ZM49 221V220H48ZM77 221V222H76ZM112 223H113V225H112ZM116 224H118V225H116ZM124 225V224H123ZM111 226H113V227H111ZM114 226H116V227H114ZM125 226V225H124ZM116 228H118V229H116ZM38 229L36 228V229H34V231H38ZM46 229H44V233L46 234V237L41 241V242H36V250L38 249V253H37V258L36 259H38L36 262V264H54V261L57 259L58 260V262H56V264H60V263H63V264H65L66 263V261H67V258H71V255H72V253L71 252H69V253H67V252H63V251H60V250H58L57 252H55V253H50V251L48 250L49 249V246H51V243H52V246H53V248H55L56 247V244H57V242H60L59 241V239H63L61 236H62V234H63V232H57L56 234H57V238H55L54 240L50 237L51 236V234L50 233H47V231L49 230V228H48V230H46ZM116 229V230H115ZM46 230V231H45ZM133 230V231H132ZM119 231V232H118ZM49 232V231H48ZM118 232V233H117ZM152 232H154V234L152 235ZM61 233V234H60ZM48 234V235H47ZM113 234H117V235H114V237H113ZM119 235H121V236H119ZM61 237V238H59V237ZM113 237V238H112ZM117 237V238H116ZM50 238V239H49ZM59 238V239H58ZM116 238V240H114ZM48 240V244H47V240ZM52 239V240H51ZM68 239V241L70 240L69 238H67ZM112 239H113V241H112ZM117 239H118V242H117ZM180 239L179 238H177V242L179 241ZM55 241V243H53ZM64 241H66V242H68L66 239L64 240ZM63 241V242H64ZM115 241V242H114ZM46 242V243H45ZM51 242V243H50ZM125 242V243H124ZM43 245H42V244ZM115 243H117V246H116V244ZM211 243H212V235H211V231L210 230H205V231H203V232H200L198 235H196V236H194V237H192V241H191V247L193 248V250L194 249H198L200 252H198V253H200V258H201V260L202 261H206V263H208V264H221L220 262H218L217 260H215V259H213L212 258V255H211V251H210V246H211ZM47 244V245H46ZM44 245H45V247L47 248L48 247V249H45L44 248ZM114 246V247H113ZM43 249H42V248ZM115 247H116V249H115ZM40 249V250H39ZM42 249V250H41ZM115 249V250H114ZM45 252H44V251ZM46 250H48V252H47V254L46 255H42V252L45 254L46 253ZM113 250V252H111ZM68 251H70V249H69V247H68ZM114 251H116L115 253H114ZM63 252V253H62ZM40 253H41V255H40ZM50 253V254H49ZM65 253V254H64ZM71 253V254H70ZM53 256H52V255ZM121 254V255H120ZM50 255V256H49ZM61 255H63V257H61ZM64 255H67V256H64ZM78 258H81V259H77V261H76V263L77 264H86V263H88V264H94V263H96L97 264V260L95 261V262H92V258L91 259H89L88 258V260H85L83 257V255H81L80 253L77 255V254H75ZM113 255V256H112ZM118 255H120L119 257H118ZM125 257H124V256ZM127 255H129V257H130V259H129V257H127L126 258V256ZM143 256V258H140V257H142ZM39 256V257H38ZM40 256H41V258H40ZM45 256H46V259H45ZM49 256V257H48ZM52 256V257H51ZM55 256V257H54ZM80 256V257H79ZM81 256H83V257H81ZM108 256H112L111 258L109 257V259L110 260H108ZM116 256V257H115ZM140 256V257H139ZM106 257V258H105ZM117 257L119 258L118 260H117ZM120 257H122V258H120ZM42 258L44 259L42 262L40 261V260H42ZM63 258V259H62ZM97 258V257H96ZM114 258H116L114 261H116V262H113V259ZM126 258V259H125ZM132 258V259H131ZM24 259V261L26 262V258H23ZM111 259H112V261H111ZM122 260V262H121V260ZM127 259L128 260H130V261H127ZM4 260V259H3ZM6 260V259H5ZM79 260V261H78ZM85 260V261H84ZM101 260V261H100ZM120 260V261H119ZM84 261V262H83ZM88 261V262H87ZM132 261V262H131ZM79 262V263H78ZM86 262V263H85ZM1 263L3 264V263H6L5 261H3L2 262V260H1ZM67 263H68V261H67ZM66 263V264H67Z\"/></svg>", "mask_w": 264, "mask_h": 264}]
</instances>
